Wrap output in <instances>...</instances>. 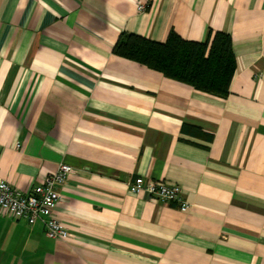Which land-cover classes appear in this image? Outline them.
Here are the masks:
<instances>
[{"label":"crops","instance_id":"0c3cea01","mask_svg":"<svg viewBox=\"0 0 264 264\" xmlns=\"http://www.w3.org/2000/svg\"><path fill=\"white\" fill-rule=\"evenodd\" d=\"M171 29L230 36L226 98L112 53ZM60 164L68 238L0 215V264H264V0H0V178L29 193Z\"/></svg>","mask_w":264,"mask_h":264},{"label":"trees","instance_id":"16d2710c","mask_svg":"<svg viewBox=\"0 0 264 264\" xmlns=\"http://www.w3.org/2000/svg\"><path fill=\"white\" fill-rule=\"evenodd\" d=\"M112 53L218 98L228 96L236 68L231 38L223 32L210 31L203 43L184 40L172 29L164 42L122 33Z\"/></svg>","mask_w":264,"mask_h":264},{"label":"built area","instance_id":"2783aa9c","mask_svg":"<svg viewBox=\"0 0 264 264\" xmlns=\"http://www.w3.org/2000/svg\"><path fill=\"white\" fill-rule=\"evenodd\" d=\"M138 12L146 10V4L140 2ZM73 174V168L60 164L57 170L45 177L29 193L20 192L0 178V215L24 220L32 226L39 222L43 225L45 235L53 240H65L68 232L61 226L55 215L56 207L61 201L59 188ZM133 194L145 193L150 198L164 204H173L181 211H187L189 204L184 200L177 185H168L161 181L136 178L129 186Z\"/></svg>","mask_w":264,"mask_h":264}]
</instances>
